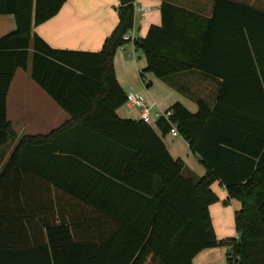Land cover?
<instances>
[{"label":"trees","instance_id":"obj_1","mask_svg":"<svg viewBox=\"0 0 264 264\" xmlns=\"http://www.w3.org/2000/svg\"><path fill=\"white\" fill-rule=\"evenodd\" d=\"M66 1L0 0V15L15 20V30L0 38V147L16 138L6 119V97L16 70L30 62L31 80L70 117L53 135L86 139L96 153L102 151V177L140 196L133 201L140 210L120 214L114 201L108 207L109 200L100 205L83 199L120 225L104 242H75L60 225L48 227L49 246L20 253L28 259L44 254L42 264H192L203 250L229 246L228 262L237 257L235 264H264V12L214 0L210 17L203 18L161 5V26L134 43L146 61L142 74L164 80L195 70L220 85L211 105L198 99L192 114L174 103L153 129L116 114L126 94L113 59L133 27V0H117V27L98 53L52 49L33 33ZM172 127L205 166L204 177H185L183 162L169 155L161 137ZM53 135L22 137L0 180L11 166L30 168L26 162L35 151L51 152L46 142ZM214 180L240 203L237 239L215 237L208 210L218 201L210 190Z\"/></svg>","mask_w":264,"mask_h":264},{"label":"crops","instance_id":"obj_2","mask_svg":"<svg viewBox=\"0 0 264 264\" xmlns=\"http://www.w3.org/2000/svg\"><path fill=\"white\" fill-rule=\"evenodd\" d=\"M213 1L133 0L138 7L148 9L145 14L133 12V28L143 39L150 27H160L163 3L209 18ZM233 1L264 12V0ZM119 7L117 0H67L55 16L34 27L33 33L52 49L98 53L105 39L117 27ZM14 30L13 15H0V38ZM113 67L116 81L125 94L132 93L156 104L161 115L174 103H180L195 114L198 111L196 100L202 99L211 105L219 91L218 79L195 70L164 80L147 73V81H144L142 71L146 61L142 52L132 44L130 49L125 44L116 51ZM116 114L121 119L139 120L138 111L126 103L117 109ZM69 118L31 80L30 62L26 70L17 69L6 97V119L16 138L0 147V175L22 137H49ZM150 126L156 129L155 123ZM161 138L169 155L183 162L185 177L202 178L206 175V168L199 157L179 135L168 133ZM47 142L51 152L47 149L35 151L26 162L30 168L22 170L11 166L0 180V264L44 263V254L28 259L20 251L49 246L48 227L67 226L75 242L97 245L104 242L120 225L92 205L81 202L83 199L98 204L109 200L108 207L114 201L115 210H120V214L140 210H137L136 202L133 203L138 202L140 196L112 187L102 177L100 168L105 166V156L102 151L96 153L86 139L63 138L54 134ZM81 155H86L93 163ZM210 190L218 198L208 209L216 239L235 238L234 215L240 209V203L228 198L219 180L211 183ZM230 251L229 246L203 250L194 257L192 264H227ZM103 262H106V256Z\"/></svg>","mask_w":264,"mask_h":264},{"label":"built area","instance_id":"obj_3","mask_svg":"<svg viewBox=\"0 0 264 264\" xmlns=\"http://www.w3.org/2000/svg\"><path fill=\"white\" fill-rule=\"evenodd\" d=\"M133 5V12H141L143 14L148 12V9H143L138 7L134 2L132 3ZM141 40L136 35V32L134 28L132 27L130 30H128L123 36H122V41L126 44L130 43L134 46V43ZM125 46V45H124ZM124 46H121L119 49H122ZM129 107L135 108L138 113H139V120L150 125L153 123H156L157 119L160 118L161 116H164L167 118L169 114H160L157 112V106L154 103H148L146 102L142 97L138 95H134L132 93H127L126 94V102H125ZM173 136L178 135L175 128L172 127L170 132ZM237 239V235L235 237ZM231 257H229L230 259ZM233 260L228 262V256H227V264H235L234 260H238L237 257H233Z\"/></svg>","mask_w":264,"mask_h":264},{"label":"rangeland","instance_id":"obj_4","mask_svg":"<svg viewBox=\"0 0 264 264\" xmlns=\"http://www.w3.org/2000/svg\"><path fill=\"white\" fill-rule=\"evenodd\" d=\"M127 49H130V43L127 44ZM137 55H138V53H137ZM143 77H144L143 80H144V81H145V80L147 81V73H144V76H143Z\"/></svg>","mask_w":264,"mask_h":264}]
</instances>
